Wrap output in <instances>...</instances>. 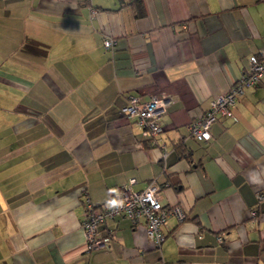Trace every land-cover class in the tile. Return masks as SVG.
I'll use <instances>...</instances> for the list:
<instances>
[{"label":"crops","instance_id":"0c3cea01","mask_svg":"<svg viewBox=\"0 0 264 264\" xmlns=\"http://www.w3.org/2000/svg\"><path fill=\"white\" fill-rule=\"evenodd\" d=\"M133 1L0 0V264H264V77L209 141L187 127L264 48V0ZM131 94L170 98L157 145L120 113ZM132 177L185 218L156 247L117 215L87 250L84 196Z\"/></svg>","mask_w":264,"mask_h":264},{"label":"built area","instance_id":"2783aa9c","mask_svg":"<svg viewBox=\"0 0 264 264\" xmlns=\"http://www.w3.org/2000/svg\"><path fill=\"white\" fill-rule=\"evenodd\" d=\"M103 45L106 49H111L114 40L107 37L103 40ZM248 61L249 67L246 73L234 81L226 92L215 96L210 101L208 110L188 124L189 135L198 141L207 142L211 139L210 127L219 114L236 120L232 108L242 94L243 88L259 84L264 77V48L256 54H251ZM169 102L170 98L166 96L153 95L143 101L138 95L131 94L127 103L120 108V113L140 128L142 134L149 140V144L154 146L158 144V137L163 130L159 117L165 112ZM165 154L166 149L163 147V155ZM135 181V178H130L128 183L111 197V201H117V204L111 207H97L87 196H84V211L80 222L84 230L87 250L108 246L111 233L101 234L99 226L106 219L117 215L126 216L133 225H143L147 237L156 247L160 246L165 238L162 227L167 224L168 219L171 216L176 217L178 221L185 218L186 214L181 206L165 205L161 202L160 186L155 180H150L142 190L132 189ZM257 196L262 198L260 193ZM250 215L255 217L256 211L250 210Z\"/></svg>","mask_w":264,"mask_h":264},{"label":"trees","instance_id":"16d2710c","mask_svg":"<svg viewBox=\"0 0 264 264\" xmlns=\"http://www.w3.org/2000/svg\"><path fill=\"white\" fill-rule=\"evenodd\" d=\"M133 2H135V3H137V4H139V5H141V0H135V1H133ZM132 2V3H133ZM141 8H140V13L142 12V6H140ZM139 11V10H138ZM236 103V102H235ZM235 106V105H234ZM234 106H233V108H234ZM233 108H232V111H233ZM195 139V138H194ZM182 155H184L185 157H187L188 158V154H183V153H181Z\"/></svg>","mask_w":264,"mask_h":264},{"label":"clouds","instance_id":"9594fccd","mask_svg":"<svg viewBox=\"0 0 264 264\" xmlns=\"http://www.w3.org/2000/svg\"><path fill=\"white\" fill-rule=\"evenodd\" d=\"M117 204V201H115V200H112V201H109L108 202V206H114V205H116Z\"/></svg>","mask_w":264,"mask_h":264}]
</instances>
